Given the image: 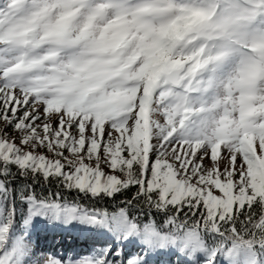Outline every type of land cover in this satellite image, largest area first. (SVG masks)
<instances>
[{"label": "snow or ice", "instance_id": "6c2138e0", "mask_svg": "<svg viewBox=\"0 0 264 264\" xmlns=\"http://www.w3.org/2000/svg\"><path fill=\"white\" fill-rule=\"evenodd\" d=\"M0 264H264V0H0Z\"/></svg>", "mask_w": 264, "mask_h": 264}]
</instances>
